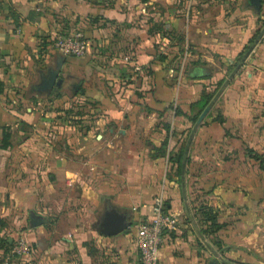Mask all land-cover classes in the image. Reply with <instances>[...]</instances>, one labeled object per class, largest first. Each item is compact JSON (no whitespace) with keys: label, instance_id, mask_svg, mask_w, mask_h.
Listing matches in <instances>:
<instances>
[{"label":"crops","instance_id":"0c3cea01","mask_svg":"<svg viewBox=\"0 0 264 264\" xmlns=\"http://www.w3.org/2000/svg\"><path fill=\"white\" fill-rule=\"evenodd\" d=\"M261 18L249 0H0V239L33 245L28 264H138L134 225L160 197L179 225L157 264H208L170 157ZM72 32L89 50L61 56L50 39ZM170 46L178 60L158 65ZM254 154L264 156V32L195 130L183 172L197 228L194 191L225 223L220 253L244 264H264ZM111 213L126 228L102 234Z\"/></svg>","mask_w":264,"mask_h":264},{"label":"built area","instance_id":"2783aa9c","mask_svg":"<svg viewBox=\"0 0 264 264\" xmlns=\"http://www.w3.org/2000/svg\"><path fill=\"white\" fill-rule=\"evenodd\" d=\"M51 48L61 56L77 57L89 50V43L80 32L55 34L49 42ZM149 214L134 225L133 241L138 253V264H157V250L164 233L174 231L179 225V214L166 212L163 201L155 197L148 205ZM28 248L22 236L16 237L9 254L4 257H18L26 254Z\"/></svg>","mask_w":264,"mask_h":264},{"label":"trees","instance_id":"16d2710c","mask_svg":"<svg viewBox=\"0 0 264 264\" xmlns=\"http://www.w3.org/2000/svg\"><path fill=\"white\" fill-rule=\"evenodd\" d=\"M260 11H261V16H262V18L260 19V22L262 25L264 23V0H260ZM83 38L86 40L85 37H83ZM169 48H170V51L168 52V54H167V52L166 53L165 52L160 53V56H161L160 60L165 59V60H169V61H159L158 65L167 66L168 64L175 63L178 60V58L180 56L179 47L178 46H170ZM126 56H128V55L126 54ZM127 84H128L127 82L126 83L123 82V85L126 86ZM213 93L214 92L203 95V100H202L201 104L198 106V111L196 113H194L189 118L191 125L194 122L197 114L200 112L202 107L209 100V98L212 96ZM211 118H212L211 119L212 121L222 122V116L220 113L214 114ZM187 130H189V128ZM183 143H184V140L182 141L180 148L178 149L177 153L173 154L170 157L171 163H173L175 165V169H176L175 173H176L177 177L179 176V165H180V161H181ZM252 158L257 160L258 164L260 165V168L264 172V156L254 154L252 156ZM190 208L195 209V211L197 212V214L200 217V220L202 221V223L205 224V227L200 229L201 234H205L207 236H210L212 244L215 246V248L217 250L221 251L220 250L221 244H220V240L217 238L219 236L217 234V231L220 230L225 225V223L217 222V215L219 213V210L217 208L211 207L208 204V202L206 201V199H204V200L200 199L198 197V195H196V191H194L192 193V201L190 203ZM24 240H25V238H24ZM25 242H26V240H25ZM26 245L28 248V252L26 254L18 256L16 258L15 264H28L29 262H31L33 260L35 247L33 245L29 244L28 242H26ZM0 248H2V250H3V254H2L1 259H0V263H1L3 258L9 254V251L11 248V243H9L6 238L0 239ZM228 260L235 262V263L244 264L243 262H240V261L239 262L233 261L229 257H228ZM250 264H257V263L251 261Z\"/></svg>","mask_w":264,"mask_h":264},{"label":"water","instance_id":"95a60500","mask_svg":"<svg viewBox=\"0 0 264 264\" xmlns=\"http://www.w3.org/2000/svg\"><path fill=\"white\" fill-rule=\"evenodd\" d=\"M249 1L255 7H257V8L260 7V0H249ZM263 32H264V23H263L262 27L259 29V31H258L257 35L255 36V38L253 39L252 43L247 48V51H245V53L242 55V57H240V59L235 63L233 68L229 71V73L226 75V77L220 83L218 88L214 91L212 96L209 98V100L205 103V105L202 107L200 112L197 114L194 122L192 123V125H191V127L189 129V132H188V134L186 136V139H185V142H184V146H183V149H182L181 161H180V176H179V179H180V190H181V198H182L183 207H184V213H185V215H186V217H187V219H188V221H189L194 233L196 234L198 240L207 249V251L211 255V258L208 260V264H217V263H221V264H239V263H235V262H232V261L226 259L225 257H223V255L220 253L219 250H216L214 247H212V245L201 234V232L197 228L195 222L193 221V218H192L191 213H190V209L188 207V203H187V199H186V195H185V190H184V186H183L184 185L183 184V172H184V164H185L186 153H187V150H188L189 143H190V141L192 139V136H193L195 130L197 129V127L199 126L200 122L205 117V115L207 114L209 109L212 107V105L216 101L217 97L220 95V93L222 92L224 87L227 85L229 80L233 77L234 72L236 71V69L241 65L243 59L245 58V56L247 55L249 50L252 48L254 43L257 41V39L260 37V35ZM126 225L127 224L124 222L122 217L117 216L115 213H111L108 216V220L103 222V226L100 229V232L102 234H105V235H113V234H116L117 232H120V231L124 230L126 228Z\"/></svg>","mask_w":264,"mask_h":264},{"label":"rangeland","instance_id":"374dc122","mask_svg":"<svg viewBox=\"0 0 264 264\" xmlns=\"http://www.w3.org/2000/svg\"><path fill=\"white\" fill-rule=\"evenodd\" d=\"M3 245V244H2ZM12 245V244H11ZM6 262L4 261V258H3V262H2V264H15L16 263V257H11V256H9V258L8 257H6Z\"/></svg>","mask_w":264,"mask_h":264}]
</instances>
